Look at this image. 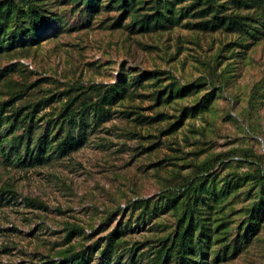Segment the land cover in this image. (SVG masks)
Wrapping results in <instances>:
<instances>
[{
    "label": "rangeland",
    "instance_id": "obj_1",
    "mask_svg": "<svg viewBox=\"0 0 264 264\" xmlns=\"http://www.w3.org/2000/svg\"><path fill=\"white\" fill-rule=\"evenodd\" d=\"M81 2L27 32L0 0V264H175L186 228L184 264H264V23L203 29L186 0L132 33Z\"/></svg>",
    "mask_w": 264,
    "mask_h": 264
},
{
    "label": "trees",
    "instance_id": "obj_2",
    "mask_svg": "<svg viewBox=\"0 0 264 264\" xmlns=\"http://www.w3.org/2000/svg\"><path fill=\"white\" fill-rule=\"evenodd\" d=\"M186 0H114L117 3L118 9L122 12L121 18L125 15H129V28L132 29V33L139 32H156L161 29H165L167 24L174 21L175 13L177 12L176 6L182 4ZM191 3L186 8L187 11H195L192 18L199 20L197 23L199 26L203 25V29H220L224 28L226 31L243 33L252 35L255 31L253 18L260 19V22L264 23V15L258 13L256 8H260L264 13V0H189ZM35 2H42V0H9V3L4 5L1 9L6 10V16L12 11H18L19 8H25L19 10V13H23L25 18L29 19L30 27L27 32H33L41 29L48 21L42 5ZM101 0H82V4L87 9H94L100 6ZM91 9V10H92ZM95 11V10H94ZM183 11V8H182ZM50 14V12H47ZM184 14H180L182 17ZM5 16V14H4ZM49 20V19H48ZM119 23V19L116 24ZM202 27V26H200ZM123 99L118 92L111 91L109 95H104L102 100L115 104ZM111 101V102H110ZM10 111V101L0 103V127L4 121L8 118V112ZM15 117V116H14ZM18 118V116H16ZM73 143H75L73 141ZM67 147L60 145L58 148ZM190 231L186 228L179 237V243L177 245V251L175 256V264H184L183 252L186 247L185 239L189 238ZM177 238V236H176ZM174 241H176L174 239ZM175 242H172L174 247ZM171 247V248H172ZM184 249V250H183ZM164 250H167L166 248ZM91 259H87L85 252H75L64 257L61 261L54 260H41L40 262L30 264H90Z\"/></svg>",
    "mask_w": 264,
    "mask_h": 264
}]
</instances>
